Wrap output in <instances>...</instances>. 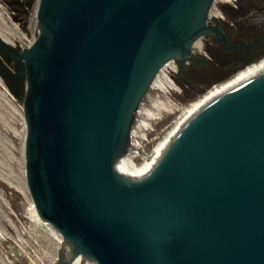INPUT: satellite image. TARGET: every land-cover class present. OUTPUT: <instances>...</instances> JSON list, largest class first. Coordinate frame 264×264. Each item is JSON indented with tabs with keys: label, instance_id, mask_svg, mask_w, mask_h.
I'll return each mask as SVG.
<instances>
[{
	"label": "water",
	"instance_id": "1",
	"mask_svg": "<svg viewBox=\"0 0 264 264\" xmlns=\"http://www.w3.org/2000/svg\"><path fill=\"white\" fill-rule=\"evenodd\" d=\"M212 1L39 0L30 47L15 56L0 37L25 62L31 199L86 264H264V70L201 106L138 176L115 164L139 98L209 31Z\"/></svg>",
	"mask_w": 264,
	"mask_h": 264
},
{
	"label": "rangeland",
	"instance_id": "2",
	"mask_svg": "<svg viewBox=\"0 0 264 264\" xmlns=\"http://www.w3.org/2000/svg\"><path fill=\"white\" fill-rule=\"evenodd\" d=\"M38 3L39 0H0L2 45L7 44L15 56L30 47L39 36ZM236 3L243 6L246 0H236ZM232 8L228 2L213 0L206 22L210 18H220L221 13L225 14L224 10L230 13ZM251 19L249 15L238 24L242 35H249L244 38V44L260 41L258 47L264 49V25L260 23L259 26ZM205 34L190 46L192 62L188 58L184 61L169 59L174 70L164 68L166 62L161 65L139 98L129 128L126 152L135 164L142 162L136 148L145 147L143 152H149L167 135L192 102L212 87L264 59L263 55L260 59L236 64L234 70H222V66L235 60L237 54L226 53L216 47L208 49L203 44ZM196 41L201 44L200 48L195 45ZM2 45L0 69L7 80L0 75V264H68L70 256H61L59 238L52 235L50 229L36 226L30 220V206L34 203L26 180L25 62L21 61L19 67L18 61L10 57ZM19 68L21 72L18 75ZM158 81L163 82L164 88L156 86Z\"/></svg>",
	"mask_w": 264,
	"mask_h": 264
},
{
	"label": "bare ground",
	"instance_id": "3",
	"mask_svg": "<svg viewBox=\"0 0 264 264\" xmlns=\"http://www.w3.org/2000/svg\"><path fill=\"white\" fill-rule=\"evenodd\" d=\"M195 45L197 48H200V44L196 41ZM163 65V64H162ZM169 68L174 70V66L171 61H167L164 64V68ZM264 70V59L259 61L257 64L253 66H249L244 70L239 71L235 76L230 78L229 80L221 83L217 86L212 87L209 91H207L200 99L195 102H192L190 106H188L183 115L179 118V120L175 123V125L170 129L166 136H164L155 147L151 148L149 152H143L141 148L137 149V154L141 155L140 158L142 162L140 164H135L127 157V154L124 153L122 156L116 159V168L118 173L125 178H132L138 176L142 173L151 161L156 157V155L162 150V148L167 144V142L171 139V137L175 134V132L185 123V121L195 113L201 106L210 101L212 98L241 82L242 80L248 78L249 76L258 73ZM159 88H164L163 82L158 81L156 84ZM126 154V155H125ZM29 214V213H28ZM30 220L37 226H44L46 229H50L53 233L52 235L59 238L60 242V253L63 257L64 255H69L68 264H86V259L88 253L85 251H77L75 245L72 242H69L52 224L46 223L39 216L37 209L34 204L30 206ZM56 229H54V228ZM41 228V227H40ZM53 228V229H52ZM62 260V259H61ZM65 260V259H64Z\"/></svg>",
	"mask_w": 264,
	"mask_h": 264
},
{
	"label": "flooded vegetation",
	"instance_id": "4",
	"mask_svg": "<svg viewBox=\"0 0 264 264\" xmlns=\"http://www.w3.org/2000/svg\"><path fill=\"white\" fill-rule=\"evenodd\" d=\"M243 5V4H241ZM218 13V12H217ZM225 14L221 13L220 18H210L205 24L209 27V31L205 34V42L203 44L208 49L214 47L221 48L226 53L237 54L235 60L224 64L222 70H234L236 64H242L249 60L260 59L264 55V49L258 47L260 41H254L253 44H244L246 42L244 38L249 35H242L239 30V22L243 18L252 16V21H256L259 26L264 25V0H246V4L239 6L237 3L230 10H224ZM219 15V13H218ZM226 17H229L226 18ZM201 47V44H200ZM10 57L11 55L6 52ZM260 57V58H259ZM191 62L194 60L191 54L187 57Z\"/></svg>",
	"mask_w": 264,
	"mask_h": 264
},
{
	"label": "built area",
	"instance_id": "5",
	"mask_svg": "<svg viewBox=\"0 0 264 264\" xmlns=\"http://www.w3.org/2000/svg\"><path fill=\"white\" fill-rule=\"evenodd\" d=\"M221 2H228L230 5L235 6L236 0H220ZM221 16V15H220ZM142 151L145 150V147H141Z\"/></svg>",
	"mask_w": 264,
	"mask_h": 264
},
{
	"label": "trees",
	"instance_id": "6",
	"mask_svg": "<svg viewBox=\"0 0 264 264\" xmlns=\"http://www.w3.org/2000/svg\"><path fill=\"white\" fill-rule=\"evenodd\" d=\"M0 75L1 77L5 78V81L7 80V76H5V73L0 69Z\"/></svg>",
	"mask_w": 264,
	"mask_h": 264
}]
</instances>
